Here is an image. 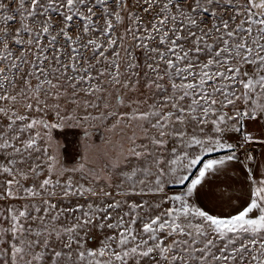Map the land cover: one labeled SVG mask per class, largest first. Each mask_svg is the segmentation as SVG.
I'll return each mask as SVG.
<instances>
[{"label": "snow or ice", "instance_id": "6c2138e0", "mask_svg": "<svg viewBox=\"0 0 264 264\" xmlns=\"http://www.w3.org/2000/svg\"><path fill=\"white\" fill-rule=\"evenodd\" d=\"M0 264H264V0H0Z\"/></svg>", "mask_w": 264, "mask_h": 264}, {"label": "rangeland", "instance_id": "374dc122", "mask_svg": "<svg viewBox=\"0 0 264 264\" xmlns=\"http://www.w3.org/2000/svg\"><path fill=\"white\" fill-rule=\"evenodd\" d=\"M83 129L75 126H65L64 128L53 130L52 137L54 141L53 147L59 153L63 160L67 158L71 161L74 157L79 158L78 154H86L91 160L99 163L101 158L100 152H107L109 155H115L113 148L106 140L98 139L100 133L95 130L91 131L90 136H85ZM105 135H108L106 132ZM118 137H112L113 143ZM259 148L260 146L253 145ZM229 177H216L206 182L203 189L200 191L201 202L209 208L215 207L216 211H228L229 201L222 197L219 192H224L227 196L231 189H227L226 185H233L235 188L240 187L241 178L245 175L240 164H233L229 167ZM218 190V191H217ZM238 194V193H237Z\"/></svg>", "mask_w": 264, "mask_h": 264}]
</instances>
